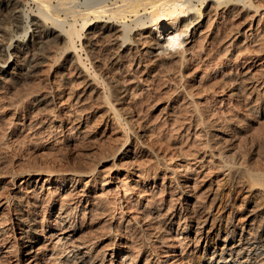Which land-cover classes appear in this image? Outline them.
Here are the masks:
<instances>
[{
    "label": "rangeland",
    "instance_id": "1",
    "mask_svg": "<svg viewBox=\"0 0 264 264\" xmlns=\"http://www.w3.org/2000/svg\"><path fill=\"white\" fill-rule=\"evenodd\" d=\"M166 1L19 0L27 32L0 9V264H209L264 236V0H184L178 46L137 21ZM96 14L137 46L91 48L90 22L89 70L55 29Z\"/></svg>",
    "mask_w": 264,
    "mask_h": 264
},
{
    "label": "bare ground",
    "instance_id": "2",
    "mask_svg": "<svg viewBox=\"0 0 264 264\" xmlns=\"http://www.w3.org/2000/svg\"><path fill=\"white\" fill-rule=\"evenodd\" d=\"M203 1L204 3H206L207 1H213L217 5H221L225 1L227 2L233 1L231 2V4L244 5L242 1H245V0H203ZM164 3H167V4H165L163 8H158V7L153 8L152 11L149 12L150 17L148 19L143 20L142 18H139L137 16V21H140L139 26L141 29H148L154 26L155 27L154 29H157V31H159V35L173 28V31L176 32L175 39H172L171 36L168 35L169 39L167 40V43H168L167 45L168 46H171V45L178 46L181 44V41L177 39L178 33L180 36L183 32H186L188 34L191 25L196 22V19L198 18L200 19L201 17H203L204 13L198 8L196 4L191 3V2H186L184 0H171V1H166ZM246 3L245 5H247ZM133 4L134 2H132L130 6L125 7V9L128 8L127 11H125V13L130 12L131 9H134L132 8L134 7ZM248 5H252V4L249 3ZM6 7H11L13 10L15 28L16 29L23 28L24 31L27 32L26 24L23 22L24 12H23V8H21L19 4V0H0V9L6 8ZM43 7L44 8H41V9H42V12L43 10L45 11L43 12L44 17L46 19L49 17L52 18L51 5L43 6ZM96 11L98 13H101V9H98ZM104 17H105L104 15L96 14L93 18H90V19L88 18L85 21V23L81 26V28H79L76 25L77 22H73L72 24L69 25V29H66V30L63 29L64 31L55 29V31H59V33L56 35L58 37L57 39H60V37L65 35V37L67 38V45L69 46L68 49L74 48L75 51L79 54L80 51L78 50L79 48L77 46V41H78L77 39H80L82 37L83 30L88 25V23L91 22L90 25L88 26L89 27L88 29H90V31L87 33V41L91 48L94 49V47H97L100 39L107 40V38H111V37H113V39H110V40H119L121 42L120 46L125 51H128L126 49H130L129 45H133V46L136 45V39L132 40V38L129 39L130 36L128 37V32H127L128 24L126 21L122 20L121 23H118V22L112 21L111 19H105ZM52 19H54V17ZM198 22L199 21L196 22L197 25H198ZM92 25L94 26L92 27ZM118 26H122V27L120 28ZM37 27H40V23L37 24ZM163 29H166V30L162 32ZM34 31L39 32V30L37 29H35ZM173 31H170L169 33ZM119 32H121V37L120 35L119 36L117 35ZM34 34L36 35V33ZM154 41H156V43L154 44L155 47H151L152 49L156 50L159 47L161 48L163 47L162 45L160 46L158 38L155 39ZM11 46H12V43H10V47ZM155 50H151L150 53H154ZM79 59L81 60V62H83V66L87 68L88 65L87 63L83 61L81 54H79ZM99 73L96 70L95 72L91 73L93 77L95 78L94 80H99V77H101ZM252 220L250 221L251 222L250 224H252ZM215 230L216 229H213L212 236L219 235L215 233ZM63 232L64 231H62L61 233ZM246 232L250 234L249 229H247L245 230V235L243 234L238 242H236V240L235 241L229 240L227 242L228 244L224 243L225 245H223V247L221 248H219L220 246L218 247V244L216 241L213 242L214 248L211 250V256H209L208 263L209 264H264V236H262L261 234H257V233H251L250 236H248V234L246 235ZM36 238L37 237L35 236L31 239L32 241H30L29 247H33L32 245L37 243V241H35ZM201 264H204V263H201Z\"/></svg>",
    "mask_w": 264,
    "mask_h": 264
}]
</instances>
